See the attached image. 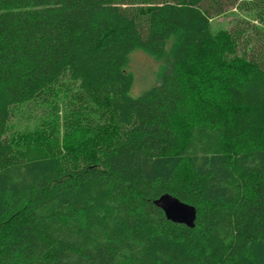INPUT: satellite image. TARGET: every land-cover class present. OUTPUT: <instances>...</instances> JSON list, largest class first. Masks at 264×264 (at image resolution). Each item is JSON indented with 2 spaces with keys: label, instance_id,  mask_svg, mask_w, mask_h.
I'll use <instances>...</instances> for the list:
<instances>
[{
  "label": "trees",
  "instance_id": "obj_1",
  "mask_svg": "<svg viewBox=\"0 0 264 264\" xmlns=\"http://www.w3.org/2000/svg\"><path fill=\"white\" fill-rule=\"evenodd\" d=\"M135 49L170 62L131 95ZM0 264H264V0H0Z\"/></svg>",
  "mask_w": 264,
  "mask_h": 264
},
{
  "label": "rangeland",
  "instance_id": "obj_2",
  "mask_svg": "<svg viewBox=\"0 0 264 264\" xmlns=\"http://www.w3.org/2000/svg\"><path fill=\"white\" fill-rule=\"evenodd\" d=\"M245 18L250 20L252 16L246 10L239 9L238 6H228V8L224 9L222 13L219 12L211 16L210 28L212 31L229 29L232 24ZM167 55L166 51L161 56L153 57V55L140 49H135L131 53L129 60V63H131L129 69L132 71L133 76L130 87L131 95H136L142 92L144 88L157 82V79H159L160 76V70L169 65L170 61L168 60ZM11 108L13 112L8 120V136H12L15 140L21 142L27 133L33 135L41 131L47 133V127L44 125V121L47 120L45 119L42 121V116L47 118L46 115L49 113V107L44 109V107L39 104L35 103V105H33L28 102L27 104L22 103L21 105L15 104L11 106ZM62 108L63 106H61L60 111H62ZM60 111L57 113L58 116H60ZM58 134L61 135L59 128Z\"/></svg>",
  "mask_w": 264,
  "mask_h": 264
},
{
  "label": "water",
  "instance_id": "obj_3",
  "mask_svg": "<svg viewBox=\"0 0 264 264\" xmlns=\"http://www.w3.org/2000/svg\"><path fill=\"white\" fill-rule=\"evenodd\" d=\"M153 201L164 212L165 217L172 222H182L188 227L194 225L196 210L192 204H187L186 201L174 197L168 192H162Z\"/></svg>",
  "mask_w": 264,
  "mask_h": 264
}]
</instances>
